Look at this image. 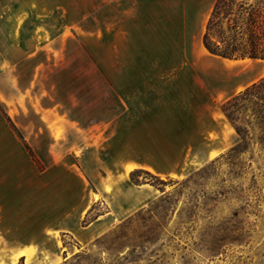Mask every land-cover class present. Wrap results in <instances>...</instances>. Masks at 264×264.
<instances>
[{"label": "crops", "instance_id": "0c3cea01", "mask_svg": "<svg viewBox=\"0 0 264 264\" xmlns=\"http://www.w3.org/2000/svg\"><path fill=\"white\" fill-rule=\"evenodd\" d=\"M21 1L27 3L0 9L1 34L3 26L7 28L6 39L1 35L0 40V257L6 264L13 257L24 260L20 253L37 245L41 236L53 239L47 230L95 238L116 218L145 206L154 194L144 184H129L130 172L179 177L230 151L235 132L221 105L264 75V60H229L203 47L216 0H131L133 21L145 23L147 18V74L133 78L145 82L147 91V150L139 155L135 120L129 119L132 110L121 99L127 94L113 88L119 76L100 72L91 61L98 70L92 74L96 84L108 93L111 103L105 108L89 107L87 54L75 63L71 53L74 40L81 49L87 48L89 36L101 40L97 35L104 24L99 15L81 10L73 20L64 6ZM89 21L95 32L88 30ZM248 61L253 63L251 68L244 67ZM133 91L126 93L130 96ZM156 114H179L180 121L156 124L149 120ZM151 130H158L154 137ZM94 158L113 162L108 169L111 193L104 190L105 183L98 184L100 199L109 198L110 204L105 213L81 227L87 179L74 162ZM35 159L53 162L47 171L70 178L75 195L42 231L38 227L33 236H18L24 178L40 175L34 170Z\"/></svg>", "mask_w": 264, "mask_h": 264}, {"label": "rangeland", "instance_id": "374dc122", "mask_svg": "<svg viewBox=\"0 0 264 264\" xmlns=\"http://www.w3.org/2000/svg\"><path fill=\"white\" fill-rule=\"evenodd\" d=\"M241 2L264 8V0H226L233 10ZM15 3L27 2L0 0V9ZM40 3L68 8L73 20L81 10L99 15L104 24L97 35L101 40L89 36L84 49L74 40L71 53L75 63H79V56L87 54L89 107L105 108L111 103L108 93L96 84L92 74L98 70L91 61L100 72L119 76L112 82L113 88L117 93L127 94L121 99L130 105L129 119L135 120L136 151L143 154L147 150V91L143 90L145 82L133 78L147 74V18L145 23L133 21L131 0H40ZM111 21L113 25L109 24ZM3 27L0 40L1 35L7 37V28ZM95 29L89 21L88 30L95 32ZM252 66L250 61L244 65ZM130 88L135 91L128 96ZM253 102H257L256 98L237 103L236 126L242 131L237 135L234 130V151L227 150L179 177H159L147 170L130 172L129 184H144L154 194L145 206L122 219L116 218L106 232L95 238L88 234L79 239L71 233L47 230L46 235L54 238L41 236L37 245L31 244L25 251V259L19 258L14 264H264V143L260 142L264 132L257 118L260 107ZM179 116L156 114L149 120L170 126L180 121ZM157 131L151 130V135L154 137ZM34 163V170H39L40 175L24 178L23 217L17 218L18 236H33L38 227L42 231L48 219L61 214L63 205L75 195L70 178L49 174L47 168L53 162L35 159ZM74 163L87 179V208L80 221V226L85 227L109 208V198L100 199L98 184L105 183L104 190L111 193L112 175L108 169L113 162L94 158ZM192 166L197 164L192 162ZM76 167L72 166L78 171ZM60 221L56 217V222ZM0 264H6L1 257Z\"/></svg>", "mask_w": 264, "mask_h": 264}, {"label": "trees", "instance_id": "16d2710c", "mask_svg": "<svg viewBox=\"0 0 264 264\" xmlns=\"http://www.w3.org/2000/svg\"><path fill=\"white\" fill-rule=\"evenodd\" d=\"M202 44L209 54L221 58L264 60V8L241 2L233 10L226 0H216L206 24ZM252 98L257 100L253 102L254 106L260 107L257 118L264 132V77L221 105L223 115L237 135L242 131L236 126L237 103L239 100L251 102ZM241 142H244V136H241ZM260 142L264 143V137ZM235 149L236 147H232L229 152Z\"/></svg>", "mask_w": 264, "mask_h": 264}, {"label": "bare ground", "instance_id": "6f19581e", "mask_svg": "<svg viewBox=\"0 0 264 264\" xmlns=\"http://www.w3.org/2000/svg\"><path fill=\"white\" fill-rule=\"evenodd\" d=\"M23 255H26V254L24 252H21L20 256L22 257ZM16 261H17V257H13L12 260H11V263L14 264Z\"/></svg>", "mask_w": 264, "mask_h": 264}]
</instances>
